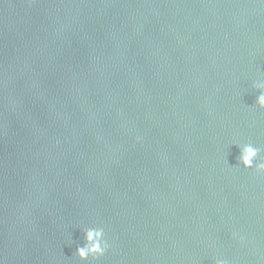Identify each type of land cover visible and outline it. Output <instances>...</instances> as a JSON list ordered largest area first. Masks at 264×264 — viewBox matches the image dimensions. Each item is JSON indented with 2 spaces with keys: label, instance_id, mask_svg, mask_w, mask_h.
Returning a JSON list of instances; mask_svg holds the SVG:
<instances>
[{
  "label": "water",
  "instance_id": "95a60500",
  "mask_svg": "<svg viewBox=\"0 0 264 264\" xmlns=\"http://www.w3.org/2000/svg\"><path fill=\"white\" fill-rule=\"evenodd\" d=\"M264 0H0V258L264 264Z\"/></svg>",
  "mask_w": 264,
  "mask_h": 264
},
{
  "label": "clouds",
  "instance_id": "9594fccd",
  "mask_svg": "<svg viewBox=\"0 0 264 264\" xmlns=\"http://www.w3.org/2000/svg\"><path fill=\"white\" fill-rule=\"evenodd\" d=\"M252 87L259 92L256 96V105L264 109V78L253 81ZM238 160L244 169H251L256 173L264 174V157H261V149L253 144H242ZM81 232L83 243L76 246L75 256L80 261L92 264L108 251L109 241L102 226H84L81 228ZM0 264H4L2 258H0ZM215 264H227V262L217 257Z\"/></svg>",
  "mask_w": 264,
  "mask_h": 264
}]
</instances>
